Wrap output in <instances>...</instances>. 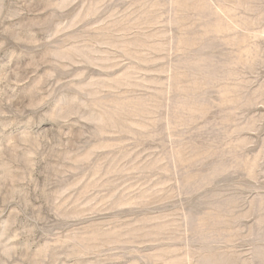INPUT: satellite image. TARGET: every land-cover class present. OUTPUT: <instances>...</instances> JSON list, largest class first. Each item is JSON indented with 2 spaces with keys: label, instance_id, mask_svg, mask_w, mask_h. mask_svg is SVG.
I'll list each match as a JSON object with an SVG mask.
<instances>
[{
  "label": "rangeland",
  "instance_id": "1",
  "mask_svg": "<svg viewBox=\"0 0 264 264\" xmlns=\"http://www.w3.org/2000/svg\"><path fill=\"white\" fill-rule=\"evenodd\" d=\"M0 264H264V0H0Z\"/></svg>",
  "mask_w": 264,
  "mask_h": 264
}]
</instances>
